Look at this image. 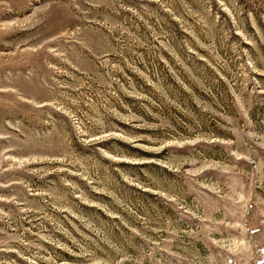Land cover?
<instances>
[{"label": "rangeland", "instance_id": "374dc122", "mask_svg": "<svg viewBox=\"0 0 264 264\" xmlns=\"http://www.w3.org/2000/svg\"><path fill=\"white\" fill-rule=\"evenodd\" d=\"M0 264H264V0H0Z\"/></svg>", "mask_w": 264, "mask_h": 264}]
</instances>
